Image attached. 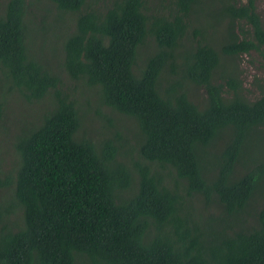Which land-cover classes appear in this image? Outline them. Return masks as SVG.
<instances>
[{
    "label": "trees",
    "instance_id": "16d2710c",
    "mask_svg": "<svg viewBox=\"0 0 264 264\" xmlns=\"http://www.w3.org/2000/svg\"><path fill=\"white\" fill-rule=\"evenodd\" d=\"M38 1L6 0L0 14L4 96L53 99L15 137L23 222L15 230L0 203V264H264V88L249 100L233 75L217 82L224 59L264 61L255 0H163L153 13L147 0H48L75 18L62 74L31 59ZM62 75L135 123L136 178L117 161L120 140L78 136L85 119Z\"/></svg>",
    "mask_w": 264,
    "mask_h": 264
},
{
    "label": "rangeland",
    "instance_id": "374dc122",
    "mask_svg": "<svg viewBox=\"0 0 264 264\" xmlns=\"http://www.w3.org/2000/svg\"><path fill=\"white\" fill-rule=\"evenodd\" d=\"M107 0H97L101 5ZM163 0H147V7L150 13L161 9L160 3ZM240 3L245 4L247 0H238ZM6 0H0V14L3 12ZM168 5V2H164ZM257 13L260 16L262 24L264 25V0H255ZM40 10L36 31H32L29 50L34 57L31 59L45 64L47 67L53 68L55 72L62 74L59 64L62 63L64 45L72 34H69L70 29L74 30L75 18L72 14H66L55 9L54 5L48 0H39L37 6ZM36 7L33 11L36 13ZM94 7H98L95 5ZM63 16L62 21H57L58 18ZM56 21V23H55ZM53 24V25H50ZM50 26V27H49ZM49 27V29H48ZM195 27L200 28V24ZM45 30H41V29ZM53 28V29H52ZM248 28L241 23L235 24V32L239 38H243L242 32ZM42 31V32H41ZM242 31V32H241ZM250 31V30H249ZM47 32H50L49 34ZM208 39L213 37L212 32L209 31ZM45 35L47 37L45 38ZM65 38V39H64ZM218 39V36H216ZM187 46V43H186ZM156 49V44L152 39L147 41L146 47L141 50L140 56L143 60L149 53ZM185 48L180 50L183 54ZM29 53V52H28ZM225 65L219 71L217 82L222 84L224 74L226 76L233 75L242 86L244 96L249 100H255L259 96V92L264 88V61L257 52H252L249 55L240 56L236 60V64L231 59H224ZM63 78V91L66 92L71 98L74 99L77 106L81 108L80 112L85 119L82 129L78 136L85 137L93 140L100 148L106 140L112 141L115 145L118 140L121 141L119 146V153L117 161L127 165L137 177L135 171V164L139 161L137 155V139L135 138L136 125L135 123L122 115L113 112L111 109L102 106L98 103V97L86 89L82 82H71ZM206 93L203 89H197L193 93L192 100L198 104H203ZM53 99L45 97L41 101L29 103L19 94L4 96L3 91L0 89V101L4 102V118L0 121V203L9 208V223L13 225L14 229L22 227V212L19 207L14 205V189L17 176V169L20 159L14 149L15 137L19 135L25 127L33 128L41 122L42 115L46 109L51 107ZM48 113L46 112L45 115ZM26 128V129H27ZM120 138H118V136ZM132 147V148H131ZM149 165L148 163H143ZM157 169V168H155ZM10 179V184L5 185ZM203 212L201 205L196 204ZM207 211V210H205ZM212 211V210H211ZM204 212L206 218L211 212ZM197 214V210L195 211ZM217 211L214 214L217 215Z\"/></svg>",
    "mask_w": 264,
    "mask_h": 264
}]
</instances>
